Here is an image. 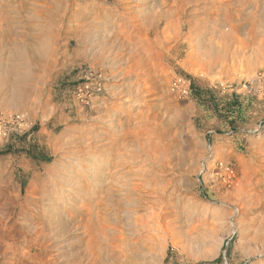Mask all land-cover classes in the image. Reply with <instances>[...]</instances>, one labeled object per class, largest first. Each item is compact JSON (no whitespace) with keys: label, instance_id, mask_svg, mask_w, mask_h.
Returning a JSON list of instances; mask_svg holds the SVG:
<instances>
[{"label":"rangeland","instance_id":"obj_1","mask_svg":"<svg viewBox=\"0 0 264 264\" xmlns=\"http://www.w3.org/2000/svg\"><path fill=\"white\" fill-rule=\"evenodd\" d=\"M149 6L131 0H0V264L83 260L81 253L95 246L97 216L105 220L121 213L108 205L100 214L83 215L92 198L102 195L93 192L96 185L107 178L97 181L88 173L92 177L84 190L75 180L69 187L57 184L55 173L62 169L67 180L80 174L69 154L88 151L75 143L79 131L93 126L105 132L109 119L126 117L132 120L128 130L134 125L153 130L154 139L171 146L183 171L180 179L166 169L169 190L153 193L156 187L149 185L132 196L141 199L136 216L152 215L167 224L153 244L143 240L129 248L133 264H264V209L249 199L255 186L264 185V59L252 56L249 67L240 60L198 69L184 30L171 27L168 37L164 20L157 33L150 22L142 25L139 13ZM223 19L214 35L211 27L200 40L212 58L218 54L208 40L218 42L217 36L228 31ZM259 30L256 36L264 44V29ZM125 34L139 49L130 51L120 38ZM133 40L130 45H136ZM222 66L230 74L219 75ZM102 67L106 78L99 81L96 72ZM95 84L112 87L98 114L79 97L86 86L95 96ZM222 164L231 177L220 178ZM75 187L78 192L68 191ZM239 187L242 200L234 203ZM122 195L118 192V200ZM116 230L121 229L108 228L109 240ZM140 232L134 241L147 236ZM106 246L88 251L89 264H125L116 255L110 258Z\"/></svg>","mask_w":264,"mask_h":264},{"label":"bare ground","instance_id":"obj_2","mask_svg":"<svg viewBox=\"0 0 264 264\" xmlns=\"http://www.w3.org/2000/svg\"><path fill=\"white\" fill-rule=\"evenodd\" d=\"M131 2H136L143 6H146L148 4L150 5L148 8H144L145 10H142L139 13V18H140V21L142 22V25L143 24L145 25L146 23L150 22L152 24L151 29L155 33L159 32L158 30L160 29L162 20H164V23L166 25L164 29V33L167 32L166 35H168L169 33L168 31L171 29V27H174L173 31L176 30L178 32L179 30H184L186 32L185 33L186 41H187L186 44L190 46V50L192 52V55H191L192 58L191 57L190 58L191 60L194 61V65L198 69L211 70L212 67L218 66V63H220L221 65L223 64L227 65V62L229 61L230 63L233 61H237V62L239 61L240 63V60L244 62L245 64H247L249 67L252 62L251 61L252 56H255V58L260 57L261 59H264V44L262 43V40L256 36L257 35L256 33H258L259 29H262V28L264 29V0H131ZM169 4H170V8L168 9V11L162 12V8L168 6ZM60 5L61 4L57 3L56 7L59 6L58 7L59 9ZM202 17H206V18L208 17L207 21L202 19ZM220 17L224 18L222 22L225 23L227 26H229V29L227 32H221L219 36H217L218 42H215L214 40H211L209 38L210 40H208V44H207L208 48L210 50L216 51V53L214 54L215 56L218 54L217 58H214V57L212 58L210 54L208 53L206 54V52H208L209 50L206 52H203L204 44L200 40L203 38L204 35L208 34L207 31L211 27H212L211 34L214 35V32L218 28L217 23H219L218 20ZM241 33H244V36H245L244 39H238V36ZM258 34H261V33H258ZM131 36H127L125 34L123 36L121 35L120 38L123 39V41L126 43L125 44L126 46H129L130 51L134 52L137 46L136 44L137 40H133ZM132 40L135 41V43L134 42L133 43L136 45L129 44V43H132ZM137 49H139L138 46H137ZM144 49H145V46H144ZM126 50L124 49V51ZM246 50H248V52L251 51V56H245ZM131 56H135V55H131ZM262 63L264 64V60L262 61ZM226 67L227 66L219 67L220 68L219 75L221 74L227 75L229 73L228 68L226 69ZM96 73H100V75L97 77L99 81H102L103 78H106V76L104 75L105 74L104 67H102L101 70L97 71ZM92 87L94 90L92 89L91 92L94 93L95 96L89 95V91H88L89 87L86 86L87 90L80 93L79 97L87 98L90 104L88 107L85 105L86 106L85 108L88 109L89 111H92L98 114L100 111V107L101 108L103 107L102 105L104 101H106V99H109L107 98V96L112 92V87L110 84L108 86L106 85L102 86L100 84H95V85H92ZM114 87H118V85ZM136 90L137 89L135 87V91ZM98 96H105V97L104 99L99 101L97 99ZM76 104L80 107L84 105L80 101L79 102L76 101ZM105 115H106L105 117L110 118L109 115L107 114ZM80 116L78 115V117ZM141 120L142 119L140 118V121ZM131 122L132 120L128 117L124 118L123 120L120 119L117 122H115L112 119H109L106 123H104L103 127H105L106 130L105 132H103L102 130L103 133L99 132L98 127L94 128L93 126H90L89 129H83L79 131V135L77 134L78 137L76 138L75 143L77 144V146L79 145L82 148L85 147L86 149H88V151L84 153L79 152V151L78 153L70 152L69 154H72L75 156L74 163L75 165H79L78 169H79L80 174H75L71 180H67L65 178V174L62 173V169L58 170V172L55 173L57 175L54 174L60 179L59 182H57V184H63L65 185V187H69V186H72V182L75 180L74 181L75 183L82 184L81 188L79 186L77 187H79V189H84V190L88 188L87 182H88V179L92 177V174H93L92 178H95V180L97 181L98 180L100 181L101 180L100 178H105V179L107 178L108 179L107 183L96 185V190L93 192H96V193L99 192V193H102V195L96 198L94 197L92 198V201L94 199V204L90 208H88L85 211L86 213H84L83 215L91 216V214H95V213L100 214V211L102 210V208L103 207L107 208L108 205H110L109 207H111V205L116 206L118 208L117 212L121 213L120 216H116L113 218H107L105 220H102V216H97V230H96L97 239H95V246L93 248H90L88 246L83 251V253H81L82 255L80 254L83 260L80 261L78 264H89L91 260L87 259V256L90 253H92L91 250L97 251L98 250L96 249L97 245L100 248V246L104 244L108 246V247L106 246L107 248L105 252H110V258H114L116 255L117 257L125 260L126 261L124 262L125 264H133L135 260V253L130 251L129 248L131 246L133 248L138 243L141 244L143 240H145L147 244H153V242L156 239L157 234L161 230H164L165 227H167V224L163 223L159 217H155L151 215V216H147V218H144V217L139 216L140 214L136 216L138 213H134V211L138 210L135 208L141 199L133 198L132 196H135L138 192L148 187L149 185L150 187H153V186L156 187V189L154 188L153 190H151L153 193L164 192L167 188L168 190L172 188V186L170 185L171 181L165 179L166 176H164V173L166 169L168 170L170 169L173 171V174L176 177L181 179L183 177V171L180 170L182 158L179 156L176 158L173 157V155L171 154L172 152L170 153L171 146L168 147L167 144L162 145L160 138L154 139L152 137L154 136L153 130L149 132H145L141 128V125H139L138 127L142 130H139L137 128V125H134L132 130H128V127L131 124ZM148 133H150V135H148ZM144 136L146 137L144 138ZM102 141L106 143L100 144ZM76 144H73V145L75 146ZM177 145L178 144H175L176 147ZM262 146L264 148V143L263 145H261V147ZM99 151H101L100 155L97 153ZM263 157H264V154H263ZM112 161H115V162L113 163ZM174 161H176V163H174ZM155 163L157 164L159 168L152 169L151 167L155 165ZM263 164H264V160H263ZM221 166L222 168L220 169V173H219L220 178L225 179L227 175L231 177L230 174L226 173L227 169L223 167V164ZM261 169L262 170L260 172L264 173V167H262ZM88 173H92L91 176ZM221 183L224 184V182H221ZM226 183L227 182H225V184ZM179 187H181L180 184L177 185L176 190H173V193H176L178 190L177 188ZM74 190L77 191L78 188L75 187L73 189H69L68 191H74ZM118 192L123 194L122 201H124V203H122L121 200H118V197H117ZM253 192L254 194L251 193L252 195L249 196V199L253 201L252 205H259L260 208L264 209V185L255 186V188L253 189ZM238 197H242V190L240 189V187L236 191V196H235L236 199L234 203H237V201L241 202L242 199L238 200ZM250 200L248 202H250ZM89 204H92V202H90ZM159 210L160 209H158V211ZM83 215H80V216H83ZM158 218L160 220H157ZM115 226H118V228L121 230H116L118 235H115L114 238H111V240H109L108 239L109 237L107 235L108 228H114ZM124 229H125V232H124ZM142 230L147 232V236H145L144 238L141 237V239L137 238L138 240L134 241L133 239L135 235H137V233H141L140 231ZM125 233H127V235ZM132 240L134 242L128 246L127 243L128 242L130 243V241ZM149 248L150 249H147V253L151 252L150 251L151 247ZM88 251H90L89 254H88ZM144 260H147V259L145 258ZM142 263H143V260H142Z\"/></svg>","mask_w":264,"mask_h":264}]
</instances>
